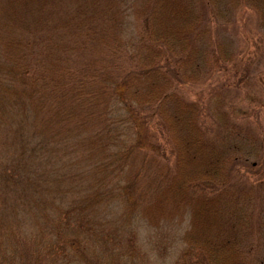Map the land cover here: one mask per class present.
Returning <instances> with one entry per match:
<instances>
[{
	"label": "trees",
	"instance_id": "1",
	"mask_svg": "<svg viewBox=\"0 0 264 264\" xmlns=\"http://www.w3.org/2000/svg\"><path fill=\"white\" fill-rule=\"evenodd\" d=\"M4 2L0 1L5 18L0 21V74L5 76H0L5 80L0 82V120L23 108L27 98L37 116L44 115L38 120L41 127L78 134L83 128L107 127L90 131L88 144L103 150L117 147L110 155L117 159L137 157L151 139L169 141L178 164L172 178L181 191V207L190 206L194 211L193 232L200 225L217 226L212 236L200 239L198 235L192 242L209 250L212 264H230L222 261V256H229L232 264H252L249 256L258 247L244 238L255 226L258 229L259 224H253L257 221L255 205L263 198L254 190L262 191L264 185L256 180L252 189L238 183L231 195L225 190L231 187L238 162L255 165L247 149H252L254 142L248 133L234 127L231 141H224L225 137L219 138L221 143L215 141L203 129L201 108L182 92L185 85L210 77L209 60L217 51L215 47L221 48L216 55L222 60L243 59L246 50L239 51L232 35L219 34L218 27L223 33L249 10L256 14L263 35L264 0ZM254 44L259 42L249 48ZM263 57L264 49L259 59ZM49 59L52 61L47 62ZM112 110L117 114L109 120ZM147 124L156 128L144 133L149 131L142 129ZM113 127H129L137 139L135 144L125 147L121 142L124 129L111 137ZM225 135L229 140V133ZM260 151L257 148L254 154ZM190 184H199L201 191ZM261 207L258 221L264 226V203ZM75 247L70 243L68 248ZM20 254L28 255L25 251ZM62 257L61 262L68 263ZM255 259L263 264V257ZM28 262L19 260L18 264Z\"/></svg>",
	"mask_w": 264,
	"mask_h": 264
},
{
	"label": "rangeland",
	"instance_id": "2",
	"mask_svg": "<svg viewBox=\"0 0 264 264\" xmlns=\"http://www.w3.org/2000/svg\"><path fill=\"white\" fill-rule=\"evenodd\" d=\"M244 13L223 33L218 27L219 34L232 35L239 51L246 50L243 59L222 60L216 55L221 48L215 47L217 51L209 60L210 77L185 85L182 92L201 108L203 129L215 141L221 143L220 137L231 141L234 127L248 133L254 142L253 150L247 149L255 165L238 162L234 166L237 170L233 171L231 187L225 190L228 195L238 183L247 189H252L256 180L264 185V57L259 59L264 34L256 14L249 10ZM0 21H5L1 8ZM254 41L258 46L249 48ZM247 73L251 74L249 79ZM24 100L23 108L0 120V264H18L19 260L60 264L62 256L68 260L65 264H212L209 250L192 241L198 235L200 239L212 236L217 226L204 224L193 232L194 211L190 206L181 207V191L172 178L178 164L169 141L151 139L137 157L117 159L110 156L117 147L103 150L88 144L90 131L107 127L83 128L82 134L41 127L38 120L44 115L37 116L28 99ZM116 114V110L110 111L109 120ZM147 125L142 129L156 128ZM123 129L121 142L125 147L127 143L134 145L137 139L129 127H113L111 137ZM257 148L261 149L259 155L254 154ZM190 185L201 191L199 184ZM211 186L208 183L207 188ZM262 187V191L253 189L263 198L254 209L257 221L253 224L258 223V229L255 226L244 238L258 247L249 256L252 264L262 257L264 264V226L258 221L264 203ZM70 243L76 244L75 250L68 248ZM22 251L28 255L20 254ZM10 254L12 263L8 261ZM222 259L232 264L229 256Z\"/></svg>",
	"mask_w": 264,
	"mask_h": 264
}]
</instances>
